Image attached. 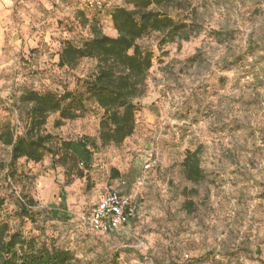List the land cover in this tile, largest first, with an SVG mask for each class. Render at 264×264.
I'll list each match as a JSON object with an SVG mask.
<instances>
[{
    "label": "rangeland",
    "instance_id": "rangeland-1",
    "mask_svg": "<svg viewBox=\"0 0 264 264\" xmlns=\"http://www.w3.org/2000/svg\"><path fill=\"white\" fill-rule=\"evenodd\" d=\"M106 2L100 12L83 0H0V128L10 122L23 131L24 92L61 93L93 71L90 59L59 68L58 54L64 41L80 44L91 36L80 13L96 18L104 33H116L108 14L126 0ZM261 2L189 0L181 12L191 23L188 39L163 43L160 33L143 36L138 43L152 52L153 63L134 135L101 147L86 182H67L49 154L39 163L19 160L10 180L0 175V220L72 250L79 264H111L115 255L122 264H182L185 254L190 264H264V178L257 179L264 174V21L248 30ZM237 3L249 4L246 16ZM57 117L51 114L45 129L58 138H98L97 108L59 127ZM195 149L205 175L199 184L188 181L182 167L186 151ZM8 159L9 148L0 144V162ZM112 169L126 180L124 192L134 193L136 215L126 234L100 233L82 219L100 199L93 201L96 185L117 181ZM19 196L36 202L24 220ZM63 204L69 220L47 214Z\"/></svg>",
    "mask_w": 264,
    "mask_h": 264
},
{
    "label": "trees",
    "instance_id": "trees-1",
    "mask_svg": "<svg viewBox=\"0 0 264 264\" xmlns=\"http://www.w3.org/2000/svg\"><path fill=\"white\" fill-rule=\"evenodd\" d=\"M126 4L112 7L108 14L116 36L104 33L96 18L88 19L80 13L91 36L80 44L64 41L57 66L75 69L82 60L90 59L95 61L94 69L84 77H76L73 89L61 93L28 90L20 95L19 101L27 105L26 121L22 132L10 122L0 128V144L9 148L8 161L0 162V175L5 172L10 180L19 160L39 163L49 154L51 166H61L67 182L85 178L93 156L101 147L121 145L125 137L134 135L140 99L146 93L153 63L152 52L138 41L154 32L162 34L163 43L173 42L176 37L188 39L191 23L181 12L190 3L189 0H126ZM107 6L103 0L102 7L95 9L101 12ZM91 106L101 111L98 138L61 139L46 131L51 114H57L54 126L59 127L66 120L84 116ZM182 167L188 181L199 184L204 180L198 149L186 151ZM111 172L112 178L123 179L117 178L120 174L116 169ZM19 199V218L24 220L36 202L28 197L19 196ZM186 204L193 205L191 201ZM60 206H50L47 214L57 221L69 220L71 214L66 205ZM112 233L117 232L105 234ZM117 258L115 255L111 264H122ZM0 264H79V260L72 250L47 244L38 236H26L20 228L12 230L8 222L0 220Z\"/></svg>",
    "mask_w": 264,
    "mask_h": 264
},
{
    "label": "built area",
    "instance_id": "built-area-1",
    "mask_svg": "<svg viewBox=\"0 0 264 264\" xmlns=\"http://www.w3.org/2000/svg\"><path fill=\"white\" fill-rule=\"evenodd\" d=\"M87 7L101 8L103 5V0H83ZM155 160L148 161L144 164V170L152 168ZM120 182V187L125 189L127 182L123 179L118 180ZM111 181L109 186V191L102 194V199L91 208L89 213L84 216L83 223L89 225L93 229L99 231L100 233L109 232H120L117 231L119 228H125L130 220L136 215V207L134 200H129L128 197L131 196L126 194L124 191H112ZM185 256V255H184ZM147 258V257H145ZM184 259V264H190V257ZM183 264V263H182Z\"/></svg>",
    "mask_w": 264,
    "mask_h": 264
},
{
    "label": "clouds",
    "instance_id": "clouds-1",
    "mask_svg": "<svg viewBox=\"0 0 264 264\" xmlns=\"http://www.w3.org/2000/svg\"><path fill=\"white\" fill-rule=\"evenodd\" d=\"M248 6H249L248 3H246L243 7H241V6L239 5V3H237V5H236V10H237L239 13H241V14H243V15L246 16L247 13L245 12V8H247ZM260 7H261V15H260L259 17L256 18V23H255V24H250V25H248V30H249V31H252L253 28H258V27L260 26V22H261V21H264V0H262V2H261V6H260ZM234 18H235V19H239V17H236V16H234ZM112 35H113V36H116L117 34H116V33H112ZM130 53H131V50H129V54H130ZM42 59H47V57H43ZM192 79L195 80L196 77H193ZM135 123H136V121L133 120V125H135ZM125 139H127V137H125ZM261 178H264V174H262L261 176H258V177H257V179H261ZM85 182H86V177H85ZM101 189H103V191H104L105 193H107V192L109 191V186H108L106 180L103 181V182H101L100 184L96 185V192H97V194L93 197V201H94L95 199H97V198H101V199H102V197H99V192H100ZM111 190H112V191H117V190H119V191H124V189L120 187V182H119L118 180H117V181H114V182L111 184ZM133 196H134V193H133ZM133 196H129L128 199H129V200H132ZM117 231L124 232L125 234L127 233V230H126V229H123V228H119V229H117ZM262 235H264V233H262ZM146 250H147V246H146L145 248L140 249V251H141L142 253H143V252H146ZM262 251H264V246H262ZM187 255H189V254H185V256H184L185 259L187 258ZM261 258L264 259V256H262Z\"/></svg>",
    "mask_w": 264,
    "mask_h": 264
}]
</instances>
